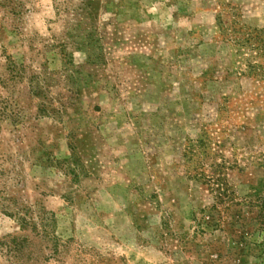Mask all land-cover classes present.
<instances>
[{"label":"rangeland","instance_id":"rangeland-1","mask_svg":"<svg viewBox=\"0 0 264 264\" xmlns=\"http://www.w3.org/2000/svg\"><path fill=\"white\" fill-rule=\"evenodd\" d=\"M234 20L264 28V0H0V238L25 264H260L264 50Z\"/></svg>","mask_w":264,"mask_h":264},{"label":"trees","instance_id":"trees-1","mask_svg":"<svg viewBox=\"0 0 264 264\" xmlns=\"http://www.w3.org/2000/svg\"><path fill=\"white\" fill-rule=\"evenodd\" d=\"M231 32L229 33V38L231 41H234L236 44L241 43H249V45L256 47L258 49L264 50V28L256 29V28H248L245 26H240L237 20H234L231 24ZM237 33H241V36H237ZM243 45V44H242ZM195 156L193 151H187V155L185 157V162L190 165V161L194 163L193 170L195 171V175H198V179H203L211 193L214 196L215 203L213 206L224 202V197L227 195V185L224 187V182H221L222 178L220 176V170L223 167L222 165H214V170L212 171L213 175H208L203 171H198L201 169L200 164L202 165V160L195 161ZM192 157L194 159H192ZM257 189V188H256ZM249 198L252 195H248ZM250 202V201H249ZM248 202V203H249ZM246 203V201H243ZM260 208L259 213V220L260 223H264V204H258ZM14 216L19 221V227L21 230H24L28 227H34L35 223L30 222L28 218H26L25 214L22 215L20 212H16ZM28 238L26 236H16V235H8L4 238H0V254L6 255L8 260L10 261L9 264H25L28 261H34L35 256H33V252H27L28 247ZM262 252H259L258 255L261 257L260 264H264V246L261 248Z\"/></svg>","mask_w":264,"mask_h":264}]
</instances>
